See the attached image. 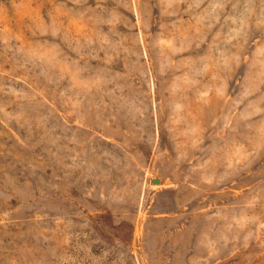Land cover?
<instances>
[{
    "label": "rangeland",
    "instance_id": "1",
    "mask_svg": "<svg viewBox=\"0 0 264 264\" xmlns=\"http://www.w3.org/2000/svg\"><path fill=\"white\" fill-rule=\"evenodd\" d=\"M0 264H264V0H0Z\"/></svg>",
    "mask_w": 264,
    "mask_h": 264
}]
</instances>
